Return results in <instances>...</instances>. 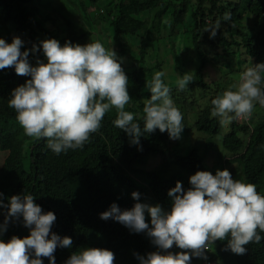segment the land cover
<instances>
[{
    "label": "trees",
    "instance_id": "trees-1",
    "mask_svg": "<svg viewBox=\"0 0 264 264\" xmlns=\"http://www.w3.org/2000/svg\"><path fill=\"white\" fill-rule=\"evenodd\" d=\"M41 1L34 0L35 5L28 6L27 0H0V38L11 43L8 28H13L17 35L26 36L28 43H24L22 51L31 49L30 45L38 38L39 44L55 38L62 46L67 41L86 45L96 40L92 31L81 33L75 27V19L67 5L58 10L59 4L54 3L52 8L56 19L52 15L41 19L38 11ZM62 1L71 3L80 17H86L82 0ZM88 1L97 6V18L108 24L116 49L122 54L130 51L131 64L122 67L128 76V91L132 97L126 110L137 114L141 127L143 101L151 95L147 82L155 72H164L167 66H171L170 58L174 62L178 58L174 41L176 32L182 33L195 49L190 57L197 60L193 69L196 83L192 82L190 86H194V90L200 89L203 95L209 94L213 86L206 81L207 66L229 67L221 60L223 52H239L236 55L238 66L232 73L242 72L244 64L249 68L264 63V0ZM226 13L230 16L228 20L224 19ZM250 20L251 27L248 24ZM209 28L217 29L214 38H210V31H206ZM129 37L137 40L136 47L133 41L128 42ZM154 48L161 54L158 56V52L156 61L152 62L150 58ZM37 58L45 60L43 51L30 52L32 64L35 65ZM180 67V64L175 66L176 69ZM183 74L179 73L181 77ZM29 79L30 76L16 74L14 67L0 70V150L8 152L0 168V193H3L0 198L7 203L11 196L25 192L35 197V202L44 212L56 214L52 231L61 238L68 236L73 240L72 248H57L54 253L56 264H65L74 252L87 247L113 251L114 264H140L137 254L146 256L158 250L151 238L146 233H134L111 218L103 220L100 214L113 203L122 210L131 209L137 202L132 198L133 192L141 193L140 202L153 206L159 204L169 210L171 199L168 192L177 181H181L187 190L191 186L190 176L197 171L215 174L217 169L224 170L225 165L218 163L219 158L222 161V158L231 156L233 167L229 171L233 178L253 183L258 191L264 192V110L261 119L253 120L252 125L243 119L234 120L223 134L220 118L211 115V101L218 96L214 95L210 97L209 104L196 113L197 120L192 125V129L204 137L190 143L183 111L194 109L197 102L194 99L191 103L186 101L185 105L177 95L180 92L177 84H167L171 98L183 108L184 130L180 139L171 140L167 132L161 133L157 129L141 137L142 150H139L140 146L131 145L129 136L113 125L112 121L117 117L113 108L83 148L56 155L46 147V140H31L26 136L16 119L15 110L8 107L12 90ZM185 138L188 142L182 141ZM216 138L224 150L219 149ZM162 144L167 145V150L160 147ZM211 150L215 154L209 155ZM159 153L174 158L178 171L166 168L163 163L153 170H146L144 165ZM208 161L214 162L215 167L209 168ZM160 170L165 176L159 174ZM5 211L0 208L3 220ZM150 219L146 214V221L150 223ZM29 234L30 230L23 225L21 218L19 222L8 225L2 238L7 242L12 236L24 238ZM214 244L209 257L217 264H264V240L247 245L244 255L225 250L226 240H218ZM43 260L44 264H49L48 258ZM195 260L199 263V258Z\"/></svg>",
    "mask_w": 264,
    "mask_h": 264
},
{
    "label": "clouds",
    "instance_id": "clouds-1",
    "mask_svg": "<svg viewBox=\"0 0 264 264\" xmlns=\"http://www.w3.org/2000/svg\"><path fill=\"white\" fill-rule=\"evenodd\" d=\"M225 20L230 19L226 13ZM216 30L209 28L210 38ZM24 41L14 37L11 43L0 38V70L14 67L16 74L30 76L24 85L12 90L8 107L28 137L46 140V147L56 155L81 149L90 141L113 108L117 117L113 125L125 132L130 144L140 146L142 136L167 132L171 140L181 138L183 114L171 98L163 71L154 73L146 87L150 98L143 101V127L137 114L126 110L131 101L129 79L122 60L114 49L95 40L86 45L61 43L50 38L22 51ZM42 48L45 60L30 62V52ZM192 72L176 81L180 91L193 81ZM211 115L219 117L221 125L234 120H249L257 105L264 107V63L249 67L237 83L211 101ZM185 190L181 181L170 189L171 208L140 202L141 193L133 192L137 201L131 209H121L113 203L100 214L103 220L113 219L134 233H146L157 251L146 256L137 254L140 264H191L192 258L207 259L216 241H227L226 249L244 255L247 245L264 240V192L244 180L234 179L228 169L201 170L189 178ZM3 197V193H0ZM0 208L6 209L0 224V264H56L57 248H72L73 240L61 238L52 231L57 220L53 211L44 212L28 193L13 195ZM150 216V223L146 221ZM30 230L24 238H2L10 223L19 222ZM179 252L170 251L173 247ZM212 264H217L210 259ZM115 254L106 248L87 247L74 252L65 264H114Z\"/></svg>",
    "mask_w": 264,
    "mask_h": 264
},
{
    "label": "rangeland",
    "instance_id": "rangeland-1",
    "mask_svg": "<svg viewBox=\"0 0 264 264\" xmlns=\"http://www.w3.org/2000/svg\"><path fill=\"white\" fill-rule=\"evenodd\" d=\"M58 1H60V2H58ZM61 1L62 0H42L41 1L42 5L38 7L39 17H41V19H44V18H47L49 15H52V17L56 19L57 16H56L55 11L52 8V5L54 3L59 4V6H57V8H56L58 10H61L60 8H64V7H66L65 5H67L70 15L72 16V18L75 19L74 25H75V27H77V29H79L81 31V33H84L85 31H92L96 36V40L101 41L105 45V47L108 49L113 48L114 51L117 53L118 58L120 60H122V67L123 68H125L129 64H131V58L129 55L130 51L128 50L129 51L128 53L122 54L121 50H117L116 47L114 46V42L112 40V31L107 27L108 24L105 23L104 21H101V19L97 18V10H96L97 6L90 4L88 0H82L83 1L82 7H83L84 13L86 15V17L83 18V17L79 16L78 12L72 6L71 3L66 2V4H65L63 1L62 2ZM106 1H108V0H106ZM27 4H28V6H34L35 2H34V0H27ZM76 6L79 7L78 4ZM58 13L60 14V12H58ZM248 24L250 27L252 26L251 20L248 21ZM8 30H9V35L12 37V39L14 37L18 36L24 42L28 43L26 36L17 35L13 28L12 29L8 28ZM2 31H3V33H7L6 29H2ZM182 35H183L182 33L176 32V34L174 36V41L176 43L175 53L178 56V58L175 62L172 60L173 58L169 59L171 66L170 67L167 66L166 70L164 71L166 74L164 76V80H165L166 84L176 85V81L178 79L182 78L179 75L180 72H183V73L192 72L191 73V75L193 76L192 82H195V73H194L193 69L197 63V60L192 59V57H190V56H192L193 50H195V49L192 48L191 44L188 42V39H186ZM187 38H188V36H187ZM127 40H128V42L133 41L135 47L138 45L136 43L137 40L134 37H129V39H127ZM34 44L39 45V38L37 39V41H35ZM34 44L30 45L31 48ZM207 48H210V46H208ZM41 51H42V48H41ZM158 52L159 51L155 48L152 50V52H151L152 56L150 58L152 62L156 61ZM163 52H164V50H163ZM246 52H247V50H246ZM160 54H161V52H159L158 56ZM236 55L238 56L239 52L230 51V52H223L222 53L221 60L229 65L228 68L224 67L223 65L220 67H215L213 65L207 66V68L205 69L206 81H207V83H213V86H212L209 94L203 95V92L200 89L194 90L193 89L194 86H190V84L192 82L189 84V86L186 90L180 91L177 93V95L181 97V102L185 103V105H186V101H187V103H191V101L195 99L197 102V105L195 103L196 106H194V109L189 108L187 111H185V110L183 111V108H181V105H177V103L174 101V104L180 109V111H183L184 115L186 116L185 124L189 129V142L190 143L191 142H197L198 139L201 140L204 137V135H202L201 132L192 129V125L197 120L196 119L197 118L196 113H198V112L200 113L209 104L210 97L212 98L214 95H221L224 91H226L225 89H229V87L231 85L237 83L242 72H244V70L248 69L245 66L246 64H244L243 65L244 70H242V72L239 71V72L232 73L237 68L238 62H239V60L236 58ZM184 62L187 65L183 64ZM177 64L181 65L180 69L175 68V66ZM251 64H252V62H251ZM230 73H232V74H230ZM224 75H226L227 77L222 78V76H224ZM135 87L137 88V86H135ZM218 89H221V90L217 94ZM145 99L146 98H144V100ZM263 110H264V107H260L259 105H257L256 108L254 109V112L252 115L253 117H251V119L245 120V121L250 123V125H252L253 120L257 121V120L261 119V115H262ZM229 126H230V123L222 126L223 127V131H222L223 134H225L227 132ZM223 134H221L219 136H222ZM30 138H31V140L36 139L33 137H30ZM182 141L188 142V139L185 138ZM216 144L219 146L220 150L221 149L224 150V148L222 147V143L220 141H218V139L216 141ZM160 147H163L164 150H167L166 149L167 145H165V144L160 145ZM210 154L213 155L215 153L211 150L209 152V155ZM7 155H8V152L0 150V168L2 167ZM219 159H218V161H219L218 163H223L225 165V169H228V170L232 169L233 165L231 163V160H232L231 156L222 158V161H221V159L220 160ZM227 162H228V164H225ZM162 163H163V166H165L166 168L172 169L174 171H178V168L174 162V158L168 157V154H167V156H163L160 153L153 155L152 159L147 164L144 165V168L146 170H153V169L157 168ZM206 164L209 168L215 167L214 162L208 161ZM159 174L162 177L165 176L162 170H160ZM140 179L143 181V178H140ZM3 222H4V220L0 216V224H3ZM174 249H175V251H173V252L181 251L180 249L176 248L175 246L173 247V250ZM170 251H172V250L170 249ZM191 264H199V263L195 260V257H193Z\"/></svg>",
    "mask_w": 264,
    "mask_h": 264
},
{
    "label": "built area",
    "instance_id": "built-area-1",
    "mask_svg": "<svg viewBox=\"0 0 264 264\" xmlns=\"http://www.w3.org/2000/svg\"><path fill=\"white\" fill-rule=\"evenodd\" d=\"M210 250H211V246L209 245V248L205 253V255L207 256V259L200 258L202 264H212L211 260L208 258V253L210 252Z\"/></svg>",
    "mask_w": 264,
    "mask_h": 264
}]
</instances>
